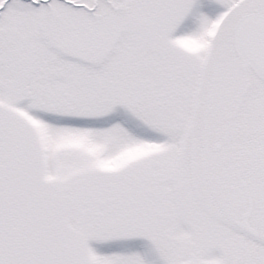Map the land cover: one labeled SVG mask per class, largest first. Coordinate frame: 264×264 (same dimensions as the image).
I'll list each match as a JSON object with an SVG mask.
<instances>
[{
  "label": "snow or ice",
  "instance_id": "6c2138e0",
  "mask_svg": "<svg viewBox=\"0 0 264 264\" xmlns=\"http://www.w3.org/2000/svg\"><path fill=\"white\" fill-rule=\"evenodd\" d=\"M0 264H264V0H0Z\"/></svg>",
  "mask_w": 264,
  "mask_h": 264
}]
</instances>
